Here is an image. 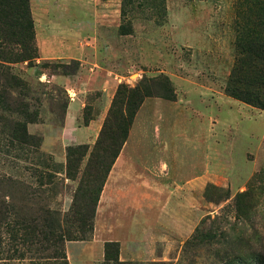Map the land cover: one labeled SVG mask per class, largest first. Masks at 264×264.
Masks as SVG:
<instances>
[{"label": "rangeland", "instance_id": "1", "mask_svg": "<svg viewBox=\"0 0 264 264\" xmlns=\"http://www.w3.org/2000/svg\"><path fill=\"white\" fill-rule=\"evenodd\" d=\"M28 5L36 58L10 65L26 86L6 87L7 73L0 69V203L9 201L3 196L11 186L2 184L6 177L17 184L11 191L17 221L37 232L54 218L77 240L67 242H87L107 168L129 141L136 159L158 173L151 176V206L128 233L132 254L124 262L98 264H264L260 6L236 0H28ZM66 43L91 47L97 52L93 62L116 76L107 103L97 89L83 97L79 126L103 115L94 137L83 143L59 141L71 96L54 79L70 77L75 87L81 62L42 59L39 53V47L61 50ZM139 86L142 91L134 95ZM231 89L253 103L234 97ZM134 96L138 107L129 109L132 119L123 133L116 125ZM30 116L35 122L26 132L40 139L39 150L16 140L14 124ZM36 167L57 172L54 184L43 185V176L33 174ZM0 236L1 259L16 243ZM38 248L32 244L25 259L0 264H34L29 259L41 255ZM72 252L77 257L81 250Z\"/></svg>", "mask_w": 264, "mask_h": 264}, {"label": "crops", "instance_id": "2", "mask_svg": "<svg viewBox=\"0 0 264 264\" xmlns=\"http://www.w3.org/2000/svg\"><path fill=\"white\" fill-rule=\"evenodd\" d=\"M42 59L70 58L81 62L78 73L73 78L79 79V84L72 87V78L54 77L60 83L66 84L71 96L66 108L64 125L60 130L62 143H83L90 141L96 134L101 117L94 116L86 126H79L85 102L83 97L93 90H100V97L107 103L116 85V76L103 65L93 62L97 52L91 47H68L67 43L60 50L41 49ZM92 64L91 67L88 65ZM85 72L82 75L81 72ZM103 113V112H102ZM44 137V143L46 144ZM136 146L126 142L115 159L100 192L94 214L92 238L87 242H67L65 253L68 264H98L104 261V244L115 242L119 244L118 261L124 262L132 252H127V241L130 229L135 223H141L146 206L150 205L151 172L149 162L136 159ZM158 168V167H156ZM165 175V174H163ZM160 189L158 188L157 191ZM161 202H159L160 204ZM165 209V207H163ZM162 208V209H163ZM72 248L81 250L76 257ZM140 256V253H137Z\"/></svg>", "mask_w": 264, "mask_h": 264}, {"label": "trees", "instance_id": "3", "mask_svg": "<svg viewBox=\"0 0 264 264\" xmlns=\"http://www.w3.org/2000/svg\"><path fill=\"white\" fill-rule=\"evenodd\" d=\"M236 1L238 5H241L244 2H249L255 8L260 6L258 10L261 11L264 18V0ZM262 35V38L258 42V46L260 47L261 52L260 60L263 62L262 68L259 70V76L261 78L262 89L264 90V33H262ZM36 54L37 48L34 43L33 22L30 15L28 0H0V69L2 68V70L7 73V78L4 79L6 87L13 89L26 86L25 83H23L20 79H18L14 74L11 73L10 65L23 62H32L36 58ZM140 90V86L137 87L135 89L134 95L139 93ZM231 90L232 91L230 92L234 97H238L246 100L247 102L253 103V101L250 100L249 97H247L249 95L245 96L243 93L240 94L238 91H233V89ZM165 91L167 92L168 88H166ZM257 104L260 107L264 108V101ZM126 107L127 112H125V116L121 117L118 124L116 125L117 130L123 131V133L131 123L132 117H130L129 109L131 107H135V109L138 107L137 98L135 96L130 97L126 103ZM24 109H26V107ZM24 115H26V113H24ZM33 122H35V117L33 118L30 116L26 117L23 122L14 124L15 130L17 132L16 140L20 143H24L33 147L35 150H39L40 139L33 137L26 132V125ZM122 126L123 129H121ZM70 150L71 149H68V155H70L71 153ZM119 152L120 150L116 153L111 164L107 168L104 182L115 159L119 155ZM56 173L57 172L49 173L47 171H41L38 167L33 169L34 175L37 174L39 176H43L40 178H43L46 181V183H43V185L46 186L47 184H54V179L57 178V176L55 175ZM4 178L2 180V184L7 181L5 183H9L8 185L11 186L8 189L9 191L3 195L4 198L9 199V201H5V199H3V202L0 203V235L4 234L8 236V239L10 241L16 243V246L12 249L11 254L7 253L5 257L1 258L0 260H23L25 259V256L30 254L31 252L30 250L27 251V248L31 247L32 244H36L39 245V248L35 249V252H41V255L37 258H30L29 260L32 263L67 264L64 244L67 241H77L73 236V232H69L61 228L59 220H54V218L52 219V226L44 225L46 230L45 228H41L40 231L37 232L35 231V228L33 226L25 224V221H17L19 215L17 213L16 205H14V197L12 194L13 188L17 184L12 182V180L10 179ZM104 182L99 190L98 198ZM40 186H42L41 182ZM35 234H37L40 239H37ZM1 243L2 239L0 238V245ZM25 246H27L26 249ZM111 248L115 250L112 258H110L109 256ZM118 254V243L107 242L104 244V262H117Z\"/></svg>", "mask_w": 264, "mask_h": 264}]
</instances>
